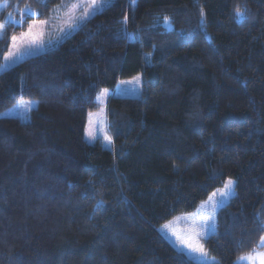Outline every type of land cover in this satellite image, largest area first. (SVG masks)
<instances>
[{
	"label": "trees",
	"instance_id": "1",
	"mask_svg": "<svg viewBox=\"0 0 264 264\" xmlns=\"http://www.w3.org/2000/svg\"><path fill=\"white\" fill-rule=\"evenodd\" d=\"M1 1L0 64L62 0ZM138 75L141 97L107 99L112 148L89 143L101 91ZM24 100L37 103L27 122L0 117V264H201L160 229L229 179L209 264L260 249L264 0H114L0 73V113Z\"/></svg>",
	"mask_w": 264,
	"mask_h": 264
},
{
	"label": "rangeland",
	"instance_id": "2",
	"mask_svg": "<svg viewBox=\"0 0 264 264\" xmlns=\"http://www.w3.org/2000/svg\"><path fill=\"white\" fill-rule=\"evenodd\" d=\"M113 1L114 0H97V7L93 8L91 6V0H85V2H81V0H62L60 5L53 10L49 18L42 21H33L30 23V25H33L31 33H29L28 31V26L25 31L15 36L17 38L15 41L11 40L8 47V52L6 53L4 58L12 53H17V56L13 57L14 62H12L11 66L7 68L2 66L8 64L9 62L3 59L2 63L0 64V73L9 70L13 66L28 58L35 57L51 50V48L59 46V43L62 42L67 36L78 30L83 25V23H85L91 17L107 8ZM7 7L8 2L0 0V16L3 11L7 9ZM85 12L89 14L88 18L81 19V17L84 16ZM6 21L17 22L14 18H12V16L9 15H6ZM69 24H71V27H69ZM1 32L2 30H0V35ZM141 94V75L127 80H120L115 90L113 91H101L100 95L97 98L98 109L90 112L88 115L85 127V139L91 144L100 142L104 148L111 149L112 143L109 144L104 139L105 136L111 138L107 117L108 97L116 95L121 97L139 98L141 97ZM29 102H31V110L36 108V102L24 100L1 112L0 117H16L23 122H27L30 118L31 110H29L28 107H24V105H28ZM91 136H95L96 139H91ZM221 190H224V186L214 192L216 193V196L213 197V203L221 199L219 195V192ZM231 197L227 200H224L223 204L215 209L214 214L213 207L208 203V199L206 202L202 203L198 210H196L195 212L180 215L174 218L173 220L165 224L160 230L162 234L168 239L169 243L174 248H176L177 251L183 253L188 259L194 262H199L201 264H209L211 260L208 255L207 258L201 257L199 253L193 252L190 248L182 247L180 240H178L177 237L184 239L186 243H191L193 246L199 244L204 248L205 239H207L213 233V231L207 228L202 229L199 230L201 232V235L196 236L192 231H190V226L193 223H196L198 225L200 223L201 217L208 216H211L212 218L208 220L207 223L214 224L215 226L216 215L218 211L231 199ZM256 251H264V248L260 247V249ZM249 253H246L242 256H245ZM236 263L247 264V261H239L238 258Z\"/></svg>",
	"mask_w": 264,
	"mask_h": 264
},
{
	"label": "snow or ice",
	"instance_id": "3",
	"mask_svg": "<svg viewBox=\"0 0 264 264\" xmlns=\"http://www.w3.org/2000/svg\"><path fill=\"white\" fill-rule=\"evenodd\" d=\"M81 2H85V0H81ZM91 6L93 8L97 7V0H91ZM26 11L30 12V10H28V9H26ZM11 15L12 14L9 13V16H11ZM88 15L89 14L87 12H85L84 16L81 17V19H87ZM200 15H201V19H203L204 15H205L203 10H201ZM235 16H236V18L238 20L247 19L246 12L241 11L239 9V7H237L236 10H235ZM165 22H167V18H165ZM17 23H21V21H17ZM69 27H71V24H69ZM3 28H4V25L2 23H0V30H2ZM32 29H33V25H29V29H28L29 33L32 32ZM16 39L17 38L15 36L12 37L13 41H15ZM14 56H17V53H12L9 56H6L4 59L6 61H8L9 63L4 65V66H2V67H5V68L10 67L11 63L14 62L13 61V57ZM30 105H31V102H29L28 105H24V107H28L29 110H31L30 109ZM91 139L95 140L96 137L95 136H91ZM104 139H105V141L107 143H109V144L112 143L110 137L105 136ZM233 191H234V181L229 179L226 182V184L224 185V190H221L219 192V195L221 197V199L219 201H216L215 203H213V197L216 196V193H213L212 196L209 197L208 203L211 204L212 207H213V214L215 213V209L223 204L224 200H227V199H229L232 196ZM98 205L102 207L103 206V201H99ZM211 218H212L211 216L201 217L200 223L198 225L196 223H193L190 226V231H192L196 236L201 235V232L199 230H202V229H206L207 228V229H209L211 231H214V227H215L214 224H208L207 223V221L210 220ZM261 226L264 227V221H261ZM177 239L180 240V243H181L182 247L190 248L193 252L199 253V255L201 257L207 258V255H208L207 251L203 248L202 245L197 244V245L193 246L191 243H186L185 240L181 239L180 237H177ZM258 247L264 248V236H261L260 244L258 245ZM239 261H247V264H264V251H256L255 249H253L252 252H250L249 254H247L245 256H241L239 258ZM217 264H218V262H217Z\"/></svg>",
	"mask_w": 264,
	"mask_h": 264
}]
</instances>
